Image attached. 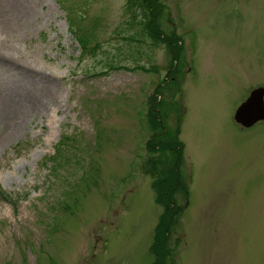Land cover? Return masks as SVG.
<instances>
[{
    "label": "rangeland",
    "instance_id": "obj_1",
    "mask_svg": "<svg viewBox=\"0 0 264 264\" xmlns=\"http://www.w3.org/2000/svg\"><path fill=\"white\" fill-rule=\"evenodd\" d=\"M158 1L184 46L177 95L126 0H0V264H151L163 98L190 178L175 264H264V122L235 120L264 86V0Z\"/></svg>",
    "mask_w": 264,
    "mask_h": 264
},
{
    "label": "trees",
    "instance_id": "obj_2",
    "mask_svg": "<svg viewBox=\"0 0 264 264\" xmlns=\"http://www.w3.org/2000/svg\"><path fill=\"white\" fill-rule=\"evenodd\" d=\"M156 1V2H154ZM160 5L163 7V1L150 0V6L146 0H126V9L130 14L129 24L138 23L144 24L143 30L154 45L166 44L171 52L170 66L168 77L172 84L177 86V89L172 95H177L181 92V82L172 79L174 60H178L176 69L179 71L183 64V45L180 43L181 37L175 30L167 33L160 23L159 15L162 14ZM141 13L142 19L138 20V13ZM81 45L87 48V43L82 40ZM142 69L148 70L145 66ZM172 70V71H171ZM175 73V71H174ZM180 73V72H179ZM163 99L154 105L152 111L151 122L156 126V135L151 138L149 147L152 152L159 154L169 153L172 157V162L169 167L164 168L161 172L155 175L153 179V187L156 191V202L163 207V211L159 216V220L155 226L153 242L151 244V252L153 260L151 264H175L176 251L171 244V238L178 227L182 218L184 208L186 207L179 199H182L187 204V199L190 195L189 182L182 173V164L184 161L185 143L180 138L181 125L172 129L163 122ZM173 104V102H172ZM184 114V113H183ZM183 117V115H182ZM180 124V123H179ZM163 166V159L155 160V165ZM157 167L153 168L155 173ZM0 195L8 197L7 193L0 186ZM12 203L15 200L8 197ZM180 241V240H179Z\"/></svg>",
    "mask_w": 264,
    "mask_h": 264
},
{
    "label": "water",
    "instance_id": "obj_3",
    "mask_svg": "<svg viewBox=\"0 0 264 264\" xmlns=\"http://www.w3.org/2000/svg\"><path fill=\"white\" fill-rule=\"evenodd\" d=\"M264 119V87L255 88L235 111V120L251 127Z\"/></svg>",
    "mask_w": 264,
    "mask_h": 264
},
{
    "label": "bare ground",
    "instance_id": "obj_4",
    "mask_svg": "<svg viewBox=\"0 0 264 264\" xmlns=\"http://www.w3.org/2000/svg\"><path fill=\"white\" fill-rule=\"evenodd\" d=\"M1 54H2V53H1ZM2 55H5V54H2ZM10 58H15V57L10 56ZM20 61H22V60H20ZM23 62H24V61H23ZM29 65H30V64H29ZM40 106H41V105H39V103H35V104H34V107H33L34 111H35L36 109H38Z\"/></svg>",
    "mask_w": 264,
    "mask_h": 264
}]
</instances>
